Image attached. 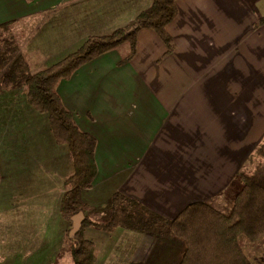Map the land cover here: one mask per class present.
Segmentation results:
<instances>
[{"label": "crops", "instance_id": "crops-1", "mask_svg": "<svg viewBox=\"0 0 264 264\" xmlns=\"http://www.w3.org/2000/svg\"><path fill=\"white\" fill-rule=\"evenodd\" d=\"M41 1H88L97 4L95 9L100 6L99 11H103L94 12L97 21H108L97 27V33H86L87 39L125 27L153 2ZM88 6L87 12H76L79 15L56 13L57 21L50 31L68 20L79 30V16L93 23L95 9ZM177 8V17L168 27L173 41L170 52L156 32L143 29L137 36L136 56L129 62L124 61L128 55L117 48L90 61L58 85L78 127L97 142L98 173L92 188L82 193L84 216L93 223L107 217L116 193L174 220L191 204L216 200L235 184L239 191L238 175L264 141V0H179ZM60 15H66V19L60 21ZM119 16L123 18L114 21ZM6 23L12 25L15 19L2 24ZM47 34H40L30 50L41 71L73 54L48 65L71 41L47 47L43 45ZM81 38L75 37L73 44ZM29 107V114L36 119L45 116ZM46 130L50 132V124ZM41 137V132L34 136L39 142L43 141ZM51 141L55 142L54 138ZM56 147L62 149L65 162L69 159L67 173L62 168L52 173L59 178L54 185L60 189L56 204L60 218L73 162L66 147L57 143ZM36 177L38 181L43 179L41 172ZM62 222L61 218L23 222L29 227H42L34 230L42 234L41 242L31 247L33 252L25 257V264L34 259L57 263L64 250ZM86 236L96 242L101 239L104 264H125L123 258L129 253L124 244L128 242L136 243L137 252L143 246L151 252L155 245L151 236L124 229L109 234L91 227L85 231ZM93 243L98 264L101 253ZM1 246L6 255L1 253L0 264H15L16 245L2 240Z\"/></svg>", "mask_w": 264, "mask_h": 264}, {"label": "trees", "instance_id": "trees-1", "mask_svg": "<svg viewBox=\"0 0 264 264\" xmlns=\"http://www.w3.org/2000/svg\"><path fill=\"white\" fill-rule=\"evenodd\" d=\"M178 1L153 0L152 5L126 27L104 36L89 37L77 52L38 73H30V66L21 55L8 62L2 72L1 87L9 91L27 88L29 105L39 114L48 116L55 142L69 150L73 174L66 181L61 214L72 226L77 215H85L82 193L92 188L98 173L95 160L97 142L78 127L73 114L63 103L58 85L69 80L90 61L124 44L131 48L124 60L129 62L136 56L137 36L143 29L156 32L170 52L173 41L168 27L177 17ZM10 26V23L0 25V36L9 33ZM253 157L251 164L255 159H264V141ZM2 178L0 160V184ZM238 180L240 189L228 205L217 199L194 203L174 220L116 193L102 222L96 224L86 217L78 233L71 235L73 229L69 232L74 245V264H97L96 246L85 237V231L91 227L109 234L124 229L158 240L161 244L147 264H166L172 254L171 264H253L240 244V237L253 244L264 238V164L241 171ZM166 241L177 246L176 254V251L164 250Z\"/></svg>", "mask_w": 264, "mask_h": 264}, {"label": "rangeland", "instance_id": "rangeland-1", "mask_svg": "<svg viewBox=\"0 0 264 264\" xmlns=\"http://www.w3.org/2000/svg\"><path fill=\"white\" fill-rule=\"evenodd\" d=\"M88 5H91V10H94L95 8L93 6L97 4H89L88 1L55 4L42 2L41 0L33 3L27 0H0V24L15 19V23L10 26L9 33L0 36V81L2 72L8 62L19 55L28 60L27 62L30 66L31 74L41 71L39 67L36 66L37 60L35 58V53L30 51L31 48L35 46L33 41L41 36L40 34L44 35L48 33L43 42L44 46L48 45L47 47H50L52 43L58 46L65 45L71 41V44L65 48L64 52H59L57 55L53 56L48 65L62 60L63 57L69 53L77 52L78 50H74L80 49L83 46L84 40L87 39L85 38L86 33H97L100 31L97 27L104 26L108 21L105 22L103 19L97 21L94 12H102L103 10L99 11L98 9L100 6L92 11V22L94 24L88 23L87 19L83 17L80 18L79 16V30L70 20H68V23L64 26L56 27L51 31L50 29L55 26L54 24L57 21L55 19L56 13L77 14L76 12L79 10L87 12L89 8ZM135 5L136 4H134V6ZM34 10L38 12H36L37 14L34 17H31V13ZM77 15H79V13ZM65 16L60 15V21L65 20ZM122 18V16H119V18L114 21H118V19L120 21ZM75 21L78 22L77 20ZM75 37L84 38L79 39L77 43L74 42L73 44ZM79 41L83 42L81 43ZM130 49L129 44L121 45L118 48V50L126 55L130 53ZM48 65L46 67H48ZM27 95V88L9 91L3 89L0 82V160L3 177L0 184V255L1 253L6 255V250L1 246L2 240L5 242L10 240L16 245L15 264H25V257L30 256L33 252L31 247L37 246L41 242L42 234L35 233L34 230H40L42 227H29L23 222H34L43 219L56 221L61 218L63 222L61 223L62 229L60 233L63 235L64 250L57 263L53 262V264H73L72 251L74 245L68 236L73 226L71 222L64 220L63 216L59 218V210L56 204L60 189L54 185L59 178H57V175H53L62 169L64 174L67 173L69 159L67 157V161L65 162V160L62 159V149H58L56 143L51 141L53 135L51 137V131L49 132V130H46L49 126L48 116L40 115V117L38 118L37 116L36 119L34 117L35 115L29 114L31 111ZM34 125H36L35 132H33ZM39 131L42 135L39 139H43L42 142L34 138L36 134L40 133ZM44 144L45 147L42 149L41 146ZM64 155L68 156L67 154ZM254 158L255 157H251L249 162L244 164L241 171L254 168L260 163L264 164V159H261V161L260 159H255L253 161L255 165L251 164ZM40 172L43 179L38 181L36 176H38ZM48 175H51V177ZM237 192V184H235L229 188L223 196H219L217 200L224 205H228L231 198ZM10 222H13V227L10 226ZM86 239L92 240L90 236H86ZM100 240H97V242L94 240L92 241L98 245V252L101 253L98 264H104L102 246H100L102 242H99ZM166 242L168 243L165 245L164 250L170 252L176 251L177 246L172 245L170 241ZM160 244L158 240H155V245L151 252L148 250V247L145 248L144 246L137 252V249H135L136 243L131 244V242H128L124 244L127 249V254L129 253L126 258H123L125 264H130L131 261L133 264H147L152 257L153 251L155 252L158 250V245ZM240 244L253 264H264V238L258 243L253 244L242 236L240 237ZM24 245L29 246V249L25 250L23 248ZM176 253L177 251L175 254ZM125 255L126 252L123 251L122 256L124 257ZM170 257L167 258L166 264H171ZM40 262L41 264L51 263L47 259H34L30 260L27 264Z\"/></svg>", "mask_w": 264, "mask_h": 264}, {"label": "water", "instance_id": "water-1", "mask_svg": "<svg viewBox=\"0 0 264 264\" xmlns=\"http://www.w3.org/2000/svg\"><path fill=\"white\" fill-rule=\"evenodd\" d=\"M85 216L83 213H80L73 219V230L71 232V235H75L78 233L82 228V222L84 221Z\"/></svg>", "mask_w": 264, "mask_h": 264}]
</instances>
